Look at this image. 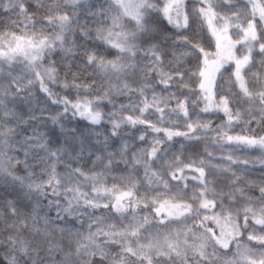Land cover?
I'll return each instance as SVG.
<instances>
[{
  "label": "snow or ice",
  "instance_id": "snow-or-ice-1",
  "mask_svg": "<svg viewBox=\"0 0 264 264\" xmlns=\"http://www.w3.org/2000/svg\"><path fill=\"white\" fill-rule=\"evenodd\" d=\"M0 264H264V0H0Z\"/></svg>",
  "mask_w": 264,
  "mask_h": 264
}]
</instances>
